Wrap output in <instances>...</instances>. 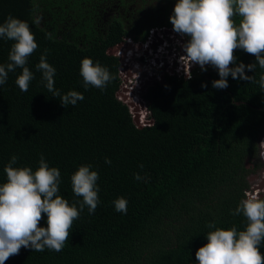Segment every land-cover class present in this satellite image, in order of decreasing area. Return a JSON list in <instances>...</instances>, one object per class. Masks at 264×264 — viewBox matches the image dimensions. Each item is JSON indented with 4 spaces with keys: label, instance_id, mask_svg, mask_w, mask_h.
<instances>
[{
    "label": "trees",
    "instance_id": "16d2710c",
    "mask_svg": "<svg viewBox=\"0 0 264 264\" xmlns=\"http://www.w3.org/2000/svg\"><path fill=\"white\" fill-rule=\"evenodd\" d=\"M176 2L0 0V24L9 14L28 22L38 44L26 65L34 74L28 91L15 83L20 68L0 85V184L13 155L16 167L35 171L43 154L49 167L59 169V195L70 205L82 201L71 183L82 165L98 173L100 201L94 214L85 207L73 222L61 252L22 247L5 264H198L196 251L215 230L209 223L245 229L246 218L231 212L251 191L248 159L258 155L264 132L259 83L230 75L226 89H215V68L190 78L166 74L145 95L152 120L146 126L119 96L121 49L128 41L145 44L153 29H173ZM13 43L0 38V64L9 62ZM45 49L56 69L55 89L84 96L75 106L63 107L41 82L35 66ZM234 54L237 65L256 62L243 50ZM86 57L109 69L113 79L103 90H85L80 66ZM261 74L259 66L255 72L245 68L255 81ZM136 173L144 179H134ZM119 197L128 202L127 214L114 208ZM46 221L45 214L39 226L47 227Z\"/></svg>",
    "mask_w": 264,
    "mask_h": 264
},
{
    "label": "clouds",
    "instance_id": "9594fccd",
    "mask_svg": "<svg viewBox=\"0 0 264 264\" xmlns=\"http://www.w3.org/2000/svg\"><path fill=\"white\" fill-rule=\"evenodd\" d=\"M237 17L239 22L237 23ZM173 31L188 37L183 45L185 58L202 70L210 65L218 71L219 79L212 82L215 89H226L227 78L259 83L264 90V74L259 81L245 75V68L255 72L257 66L264 69V0H177L170 16ZM39 22V21H37ZM51 38V34H48ZM0 38L14 41L7 64H0V85H4L10 72L17 68L22 73L15 83L27 92L34 74L26 66L29 57L38 48L30 25L9 14L0 24ZM240 49L255 57V63H239L235 50ZM48 50L39 57L36 70L42 74V83L59 97L61 105L75 106L84 96L77 91L66 94L55 89L56 69L47 62ZM232 65V67H230ZM80 75L85 90L89 86L103 90L113 79L109 69L90 58L81 61ZM202 87H207L202 84ZM263 135V134H262ZM264 139V137L262 138ZM264 144H260L261 153ZM264 159V155H263ZM18 157L13 155L4 168L7 181L0 184V264L18 255L21 248L43 252L45 249L61 252L69 240L73 222L87 207L94 214L99 204V175L91 165H82L71 176L72 191L82 201L69 204L59 195L60 171L49 167L43 154L35 171L31 167H16ZM105 163L111 164L106 158ZM143 169V165L139 166ZM134 179H144L139 173ZM264 189L246 191L232 215H243L247 224L237 231L235 226L225 230L215 223L206 238L208 243L196 251L198 264H264L260 247L264 244ZM127 200L123 197L113 201L117 212L127 214ZM78 205V206H77ZM47 216V227H40L43 216Z\"/></svg>",
    "mask_w": 264,
    "mask_h": 264
},
{
    "label": "rangeland",
    "instance_id": "374dc122",
    "mask_svg": "<svg viewBox=\"0 0 264 264\" xmlns=\"http://www.w3.org/2000/svg\"><path fill=\"white\" fill-rule=\"evenodd\" d=\"M187 40L188 37H182L180 34L174 32L173 29L164 27L156 29L154 33L150 32L148 42L143 45L128 41L127 46L120 51L121 76L122 80L125 81V86L126 84L127 86L132 84L136 85L139 81H141L140 85L143 83H150L154 79L158 80V77H162V75L174 74L175 71H183L184 73H189L191 75L195 72H199V70H201V72L213 70L214 68L210 65H206V70H202L199 65H190L189 61L183 58L186 56V53L183 50V45ZM160 67H162V70L154 74L153 77L149 76V71L151 69H159ZM144 73L146 75H144ZM123 89L119 95L120 98L125 94ZM125 102L130 106L132 115L139 125H144L151 121L150 114L147 111L143 98ZM263 141L264 139H262L261 135L258 141V146H260ZM261 162L264 164L263 161ZM249 163L251 162H248V169L250 168ZM263 174V171L260 174H249L248 182L251 188L259 184L261 181H264Z\"/></svg>",
    "mask_w": 264,
    "mask_h": 264
},
{
    "label": "built area",
    "instance_id": "2783aa9c",
    "mask_svg": "<svg viewBox=\"0 0 264 264\" xmlns=\"http://www.w3.org/2000/svg\"><path fill=\"white\" fill-rule=\"evenodd\" d=\"M155 30L156 29H153L151 32L154 33ZM161 68L162 67H160L159 69H151L149 71V76L153 77L154 74H156L157 72H159L160 70H162ZM144 75H146V74L144 73ZM168 75L176 76V77H179V78H181V77L190 78L191 77L189 73H184L183 71H175L174 74L171 73V74H168ZM164 76L162 75V77H158L159 78L158 80L157 79H154L150 83H143L142 85H140L141 81H139V82L136 83L137 86L136 85H133V84L130 85V86H127V84H126V86H125V81L122 80V76H121L122 83H121V89H120L119 95H120V93H121V91H122L123 88H124L123 89V92L125 94H123V97H121L120 99L124 103H126L125 101H134V100H139L140 98L141 99L143 98V101H145V105H146V108H147V103H146L145 95L148 92L149 87L152 86L154 83H156L158 81H162L164 79ZM126 104H128V103H126ZM147 111L150 114L148 108H147ZM150 116H151V114H150ZM150 124H152V120L149 123L144 124L143 126L150 125ZM256 189H264V181H261L259 184H257L254 187H252L251 188V191L256 190ZM259 195H261L263 197L264 196V192H260Z\"/></svg>",
    "mask_w": 264,
    "mask_h": 264
},
{
    "label": "flooded vegetation",
    "instance_id": "af4514ba",
    "mask_svg": "<svg viewBox=\"0 0 264 264\" xmlns=\"http://www.w3.org/2000/svg\"><path fill=\"white\" fill-rule=\"evenodd\" d=\"M260 150H261V148L259 146L258 155L253 157L252 159H248V162L249 161L251 162V163H249V165H250V168H249L250 174L251 173L260 174L262 171L264 172V170H263L264 169V166H263L264 164L261 162V161L264 162V159H263V154L261 153Z\"/></svg>",
    "mask_w": 264,
    "mask_h": 264
},
{
    "label": "water",
    "instance_id": "95a60500",
    "mask_svg": "<svg viewBox=\"0 0 264 264\" xmlns=\"http://www.w3.org/2000/svg\"><path fill=\"white\" fill-rule=\"evenodd\" d=\"M264 137V132H263V135H262V138ZM262 150L264 151V147L262 148Z\"/></svg>",
    "mask_w": 264,
    "mask_h": 264
}]
</instances>
